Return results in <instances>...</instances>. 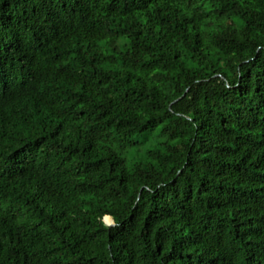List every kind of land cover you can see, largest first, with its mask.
<instances>
[{"label": "trees", "instance_id": "16d2710c", "mask_svg": "<svg viewBox=\"0 0 264 264\" xmlns=\"http://www.w3.org/2000/svg\"><path fill=\"white\" fill-rule=\"evenodd\" d=\"M0 264H264V0H0Z\"/></svg>", "mask_w": 264, "mask_h": 264}, {"label": "water", "instance_id": "95a60500", "mask_svg": "<svg viewBox=\"0 0 264 264\" xmlns=\"http://www.w3.org/2000/svg\"><path fill=\"white\" fill-rule=\"evenodd\" d=\"M110 217V216H109ZM111 218V217H110ZM103 222L106 224V225H108V226H113L114 225V222H113V220H112V218H111V222H106L105 220H104V217H103Z\"/></svg>", "mask_w": 264, "mask_h": 264}]
</instances>
